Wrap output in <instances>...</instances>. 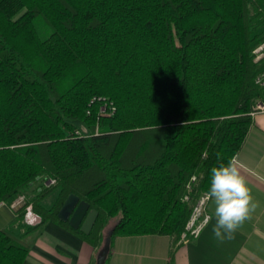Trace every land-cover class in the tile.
Returning <instances> with one entry per match:
<instances>
[{
  "label": "trees",
  "instance_id": "1",
  "mask_svg": "<svg viewBox=\"0 0 264 264\" xmlns=\"http://www.w3.org/2000/svg\"><path fill=\"white\" fill-rule=\"evenodd\" d=\"M262 43L264 0H0V210L25 194L40 218L0 226V264L48 223L99 250L111 222L110 250L178 242L264 105ZM70 195L97 212L88 235L58 219Z\"/></svg>",
  "mask_w": 264,
  "mask_h": 264
},
{
  "label": "crops",
  "instance_id": "2",
  "mask_svg": "<svg viewBox=\"0 0 264 264\" xmlns=\"http://www.w3.org/2000/svg\"><path fill=\"white\" fill-rule=\"evenodd\" d=\"M233 164L249 188L251 210L230 238L218 240L214 236V204L209 200V220L196 239L182 243L166 236L118 238L106 264H264V111L253 116L252 127ZM18 210H0V226L12 222ZM24 243L29 247L24 264H96L99 253L54 223L32 233Z\"/></svg>",
  "mask_w": 264,
  "mask_h": 264
},
{
  "label": "clouds",
  "instance_id": "3",
  "mask_svg": "<svg viewBox=\"0 0 264 264\" xmlns=\"http://www.w3.org/2000/svg\"><path fill=\"white\" fill-rule=\"evenodd\" d=\"M207 196L214 204V236L218 240H223L225 236L230 238L238 225L248 218L251 210L249 188L231 161L211 168Z\"/></svg>",
  "mask_w": 264,
  "mask_h": 264
},
{
  "label": "water",
  "instance_id": "4",
  "mask_svg": "<svg viewBox=\"0 0 264 264\" xmlns=\"http://www.w3.org/2000/svg\"><path fill=\"white\" fill-rule=\"evenodd\" d=\"M97 212L89 211L87 204L79 202L78 198L70 195L64 202L58 213V219L61 222L68 223L73 230H79L83 235H88L96 221ZM111 233L105 239L104 244L99 251L96 259V264H106L109 253Z\"/></svg>",
  "mask_w": 264,
  "mask_h": 264
},
{
  "label": "built area",
  "instance_id": "5",
  "mask_svg": "<svg viewBox=\"0 0 264 264\" xmlns=\"http://www.w3.org/2000/svg\"><path fill=\"white\" fill-rule=\"evenodd\" d=\"M96 102L100 103L99 114L101 116H104V115L112 116L114 114L115 108L113 107V105L111 103H108L103 98H94L91 101V103H96ZM263 111H264V106H262V105L257 106L253 110L252 116H254L258 112H263ZM209 200L210 199L208 198L207 194H204L200 197V199L198 200V202L194 206L192 213H191V216H190V219H189V222L187 223V226H186V231L189 234V236L186 235L187 233H183V235H182L183 236L182 240L185 239L184 243H188V242L196 239L198 237L201 229L208 222L209 217L206 214V205H207ZM20 203L25 205L23 202H19L18 200H16L11 205V208H14L17 205H20ZM39 222H40V218L35 216V215H31L29 212V209H27V213L25 215V223L27 225L33 227V226H36L37 224H39Z\"/></svg>",
  "mask_w": 264,
  "mask_h": 264
},
{
  "label": "rangeland",
  "instance_id": "6",
  "mask_svg": "<svg viewBox=\"0 0 264 264\" xmlns=\"http://www.w3.org/2000/svg\"><path fill=\"white\" fill-rule=\"evenodd\" d=\"M39 31H41V33H42V30H41V28L39 27ZM42 37H45V35L42 33ZM253 55L255 56V62H259L260 60H263L264 59V43H262V44H260L258 47H256V49L253 51ZM257 84L260 86V87H264V73H262L260 76H259V78H258V80H257ZM260 105H262V106H264L263 104H257L256 106H255V108L257 107V106H260ZM254 108V109H255ZM51 184H53V183H51ZM50 184V185H51ZM47 185H49V184H47ZM54 195H52L50 198H48L45 202H44V205L45 206H50V204H51V202H52V200L54 199ZM19 202H23L25 205H23L22 203H20V205H17L16 207H18V208H22V207H25V215H26V213H27V209H29V212H30V214L31 215H35L34 213H33V210H32V205L30 204V203H28V197L24 194V195H21V196H19V198L17 199ZM23 205V206H22ZM16 207H14V208H16ZM36 216V215H35ZM22 224L24 225V226H27V227H32V226H29V225H27L26 223H25V216H24V219H23V222H22ZM113 225V222H111L109 225H108V227L104 230V232H103V242H102V246H103V244H104V241H105V239L108 237V233H109V230H110V228H111V226ZM184 233H187V231H186V229H185V232ZM183 235V234H182ZM181 235V236H182ZM187 236H189V234L187 233L186 234ZM180 236V239H179V241L180 242H182V243H184L185 241V239L184 240H182L183 239V236L181 237ZM102 248V247H101ZM97 250V252H99L100 250L99 249H96ZM109 251H110V249H109ZM108 255H109V253H108Z\"/></svg>",
  "mask_w": 264,
  "mask_h": 264
}]
</instances>
